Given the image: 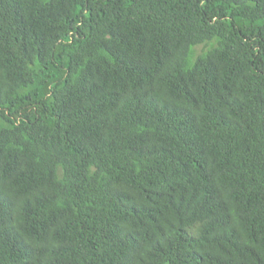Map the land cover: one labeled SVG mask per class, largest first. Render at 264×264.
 Returning a JSON list of instances; mask_svg holds the SVG:
<instances>
[{
  "label": "trees",
  "instance_id": "1",
  "mask_svg": "<svg viewBox=\"0 0 264 264\" xmlns=\"http://www.w3.org/2000/svg\"><path fill=\"white\" fill-rule=\"evenodd\" d=\"M0 264H264V0H0Z\"/></svg>",
  "mask_w": 264,
  "mask_h": 264
}]
</instances>
